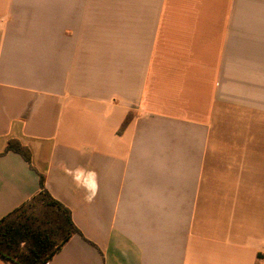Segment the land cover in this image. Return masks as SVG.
<instances>
[{"label":"crops","instance_id":"crops-1","mask_svg":"<svg viewBox=\"0 0 264 264\" xmlns=\"http://www.w3.org/2000/svg\"><path fill=\"white\" fill-rule=\"evenodd\" d=\"M40 176L46 264H264V0H0V220Z\"/></svg>","mask_w":264,"mask_h":264},{"label":"trees","instance_id":"trees-1","mask_svg":"<svg viewBox=\"0 0 264 264\" xmlns=\"http://www.w3.org/2000/svg\"><path fill=\"white\" fill-rule=\"evenodd\" d=\"M130 120L128 114L120 132ZM7 152L19 154L30 163L29 149L18 140L7 142L4 153ZM77 233L70 212L50 197L40 176L38 193L0 220V260L11 264H46Z\"/></svg>","mask_w":264,"mask_h":264}]
</instances>
